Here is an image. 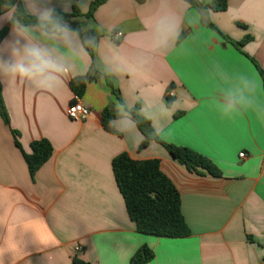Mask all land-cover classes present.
<instances>
[{
	"label": "crops",
	"instance_id": "0c3cea01",
	"mask_svg": "<svg viewBox=\"0 0 264 264\" xmlns=\"http://www.w3.org/2000/svg\"><path fill=\"white\" fill-rule=\"evenodd\" d=\"M93 1L27 0L28 14L85 15ZM212 1L107 0L80 18L79 30L61 28L67 35L21 22L67 72L44 85L0 67L8 117L0 108V264H130L143 246L155 253L149 264H264V81L251 60L264 67V0H229L219 12ZM4 29L0 60L11 64ZM86 30L96 38L94 57L79 32ZM93 67L102 76L78 98L92 112L71 120L70 83ZM108 108L119 115L113 131L103 125ZM135 109L157 138L203 155L221 176L189 171L155 140L141 149ZM40 140L54 152L32 176L24 154ZM123 153L160 161L181 194L189 237L137 231L113 173Z\"/></svg>",
	"mask_w": 264,
	"mask_h": 264
},
{
	"label": "trees",
	"instance_id": "16d2710c",
	"mask_svg": "<svg viewBox=\"0 0 264 264\" xmlns=\"http://www.w3.org/2000/svg\"><path fill=\"white\" fill-rule=\"evenodd\" d=\"M107 0H94L87 14H81L77 9L72 13H64L59 10L54 11L50 20L41 21L32 15L20 16V20L25 24H37L44 29H61L69 27L79 30L80 18H90L92 14L102 6ZM229 0H214L209 4V8L215 12L225 11ZM3 0H0L2 3ZM21 7V5H20ZM23 10V8L21 7ZM82 41L89 54L94 57L96 38L92 30L79 31ZM6 30L0 31V41ZM184 35L179 38V42ZM247 37L236 46L243 48L249 41ZM257 67L264 81V67L251 58ZM94 66V65H93ZM94 67L85 76L74 78L70 87L77 98H82L90 81H97L101 78ZM0 108L4 119L8 122L2 98L0 96ZM139 129L145 136L140 148H146L153 140L162 144L173 157L174 160L185 166L189 171L198 174L209 173L213 176H221L218 167L203 155L184 147L167 144L157 138L151 128L149 120L138 114V109L131 112ZM110 108L103 113V125L109 130L111 121L118 117ZM20 147L19 142H16ZM32 153L24 154L28 164L30 174L34 176L36 172L50 160L53 155V147L47 140L35 141L31 145ZM113 173L119 191L125 201V206L131 221L136 225L137 231L141 234L162 238H185L191 235V230L182 212L181 194L173 182L161 170L159 160H134L127 153L117 156L112 163ZM155 258V253L148 246H143L132 257L130 264H149ZM74 264H90L85 260L75 257Z\"/></svg>",
	"mask_w": 264,
	"mask_h": 264
},
{
	"label": "clouds",
	"instance_id": "9594fccd",
	"mask_svg": "<svg viewBox=\"0 0 264 264\" xmlns=\"http://www.w3.org/2000/svg\"><path fill=\"white\" fill-rule=\"evenodd\" d=\"M20 4H25V9H21ZM53 9H48L38 17V20H45ZM31 12L35 14L27 0H3L0 3V29L5 24L9 26L8 37L2 42L9 56L11 64L0 60V67L6 68L5 74H10L18 81L25 80L33 83L51 85L58 77L55 73H66L67 69L51 58L48 51L35 42L32 30L23 25L20 20L21 15ZM61 31L67 32L65 29ZM23 41V43H21Z\"/></svg>",
	"mask_w": 264,
	"mask_h": 264
},
{
	"label": "built area",
	"instance_id": "2783aa9c",
	"mask_svg": "<svg viewBox=\"0 0 264 264\" xmlns=\"http://www.w3.org/2000/svg\"><path fill=\"white\" fill-rule=\"evenodd\" d=\"M115 36L121 37L122 34L117 33ZM169 97H171V98L175 97V91L173 89L170 91ZM91 112H92L91 108L84 105L82 102H80V100L77 97L75 98V100L71 103V105L67 109V114H68L69 118L71 120H74V121L86 120L90 116ZM240 157L245 158L246 154L242 152L240 154ZM81 250H82L81 246L76 247V251H81Z\"/></svg>",
	"mask_w": 264,
	"mask_h": 264
}]
</instances>
